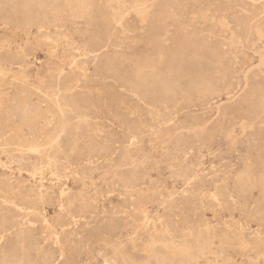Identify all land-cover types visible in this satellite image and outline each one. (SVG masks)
Wrapping results in <instances>:
<instances>
[{
    "label": "rangeland",
    "instance_id": "rangeland-1",
    "mask_svg": "<svg viewBox=\"0 0 264 264\" xmlns=\"http://www.w3.org/2000/svg\"><path fill=\"white\" fill-rule=\"evenodd\" d=\"M262 60L264 0H0V264H264Z\"/></svg>",
    "mask_w": 264,
    "mask_h": 264
},
{
    "label": "bare ground",
    "instance_id": "bare-ground-1",
    "mask_svg": "<svg viewBox=\"0 0 264 264\" xmlns=\"http://www.w3.org/2000/svg\"><path fill=\"white\" fill-rule=\"evenodd\" d=\"M76 1V0H75ZM107 1V0H106ZM112 1V0H111ZM114 2H116V3H118L119 2V0H113ZM253 3V2H252ZM115 5V4H114ZM123 8V7H122ZM85 9V8H84ZM121 9V8H120ZM125 9V8H124ZM129 9H131V8H129ZM151 10H152V6L150 7V8H148V9H145V10H138V14L141 16V17H143V18H145V17H147V16H149V14H151ZM116 11V10H115ZM119 11V10H118ZM83 13V12H82ZM134 13V12H133ZM80 14V13H79ZM79 16V15H78ZM84 16V15H83ZM123 18V17H122ZM260 18V17H259ZM30 20V19H29ZM23 22V21H22ZM27 23V22H26ZM38 30V29H37ZM256 31V30H255ZM259 33V32H258ZM256 36V35H255ZM261 37V36H260ZM235 39V38H234ZM263 42V41H262ZM229 44V43H228ZM255 46V45H254ZM262 47V46H261ZM247 49V48H246ZM204 50H206L205 48H204ZM203 52V51H202ZM205 52V51H204ZM207 52V51H206ZM205 52V53H206ZM214 53V52H213ZM227 53H229V52H227ZM257 53V52H256ZM253 54H254V52H253ZM206 56H207V54H206ZM237 57V56H236ZM217 59V58H216ZM221 59V58H220ZM258 59V58H257ZM263 61V60H262ZM261 62V61H260ZM264 62V61H263ZM181 64V63H180ZM209 64V63H208ZM220 65V64H219ZM243 66V65H242ZM107 67H108V65H107ZM142 67V66H141ZM148 67V66H147ZM143 68H145V67H143ZM209 68V67H208ZM138 69V68H137ZM194 69V68H193ZM142 70V69H141ZM140 70V71H141ZM152 70V69H151ZM248 71V70H247ZM254 71V70H253ZM150 72H152V71H150ZM209 72V71H208ZM68 73V72H67ZM144 73V72H143ZM171 73V72H170ZM198 73V72H197ZM61 74H62V71H61ZM5 75V74H4ZM144 75V74H143ZM181 75V74H180ZM193 75V74H192ZM198 75V74H197ZM82 76H84V75H82ZM136 76H137V78L138 79H141L140 78V76H141V74L139 73V75L138 74H136ZM171 76V75H170ZM186 76V75H185ZM218 76V75H217ZM144 77V76H143ZM142 77V78H143ZM64 78V77H63ZM261 78V77H260ZM154 79V78H153ZM8 80V79H7ZM11 80V79H10ZM14 80V79H13ZM12 80V81H13ZM67 80V79H66ZM146 80H149V79H146ZM147 82V81H146ZM150 82V81H149ZM133 83V82H132ZM246 83V82H245ZM14 84V83H13ZM19 84V83H18ZM68 84V83H67ZM71 84V83H70ZM145 84V83H144ZM188 84V83H187ZM194 84H195V86H197V88L198 87H203V88H205V89H209L210 87H211V83H210V81L208 80V79H203V80H201V81H198V80H196V81H194ZM64 85V84H63ZM149 85V84H148ZM245 85V84H244ZM17 86V85H16ZM20 86V85H19ZM68 86V85H67ZM190 86V85H189ZM261 86V85H260ZM3 87V86H2ZM64 87V86H63ZM170 87H171V85L170 84H165L164 86H163V89H164V91H169V89H170ZM175 87V86H174ZM188 87V86H187ZM186 87V88H187ZM36 88V87H35ZM185 88V89H186ZM235 88V87H234ZM29 89V88H28ZM213 89V88H212ZM25 90V89H24ZM66 90H67V88H66ZM204 90V89H203ZM242 90V89H241ZM256 90V89H255ZM2 91V90H1ZM18 92V91H17ZM70 92V91H69ZM203 92V91H202ZM207 92V91H206ZM26 93V92H25ZM34 93V92H33ZM16 94H19V93H16ZM21 94V93H20ZM24 94V93H23ZM54 94V93H53ZM57 94V93H56ZM179 94V93H178ZM188 94V93H187ZM202 94H204V93H202ZM207 94V93H206ZM205 94V95H206ZM241 94V93H240ZM31 96V95H30ZM43 97V96H42ZM57 97V96H56ZM63 97H65V96H63ZM135 97V96H134ZM17 98V100H18V97H16ZM23 98V97H22ZM44 98V97H43ZM256 98V97H255ZM30 99V98H29ZM28 98H27V100H29ZM42 99V98H41ZM227 99V98H226ZM46 100V99H45ZM52 100V99H51ZM261 100V99H260ZM10 101H12L11 99H10ZM44 101V100H43ZM50 101V100H49ZM18 102H19V100H18ZM24 102V101H23ZM55 102V101H54ZM54 102L52 103L53 105H54ZM1 103V102H0ZM20 103V102H19ZM43 103V102H42ZM13 104V103H12ZM3 105V104H2ZM256 105V104H255ZM232 106V105H231ZM250 108V107H249ZM17 109V108H16ZM52 110V109H51ZM57 110V109H56ZM129 110V109H128ZM261 110V109H260ZM9 111V110H8ZM38 111V110H37ZM55 111V110H54ZM133 111V110H132ZM25 112V111H24ZM48 112V111H47ZM50 112V111H49ZM56 112V111H55ZM237 112V111H236ZM8 113V112H7ZM38 113V112H37ZM216 113H217V111H216ZM45 114H46V111H45ZM48 115V114H47ZM28 116V115H27ZM55 116V115H54ZM60 116V115H59ZM233 116V115H232ZM250 116V115H249ZM46 117V116H45ZM49 117V116H48ZM62 117V116H61ZM34 119V118H33ZM48 119V118H47ZM56 120H58L57 118H56ZM139 120V119H138ZM221 120V119H220ZM250 120V119H249ZM50 121V120H49ZM48 121V122H49ZM246 121V120H245ZM244 121V122H245ZM38 122V121H37ZM61 122V121H60ZM248 122V121H247ZM252 122V121H251ZM32 123V122H31ZM55 123H56V121H55ZM55 123H53V124H55ZM139 123V122H138ZM28 124V123H27ZM36 124V123H35ZM50 124H52V123H50ZM144 124V123H143ZM41 125V124H40ZM231 125V124H230ZM242 125V124H241ZM258 125V124H257ZM53 126H55V125H53ZM63 126L64 125H62V127H61V129H63ZM75 127V126H74ZM146 127V126H145ZM38 128V127H37ZM36 128V129H37ZM253 128V127H252ZM76 129V128H75ZM182 130V129H181ZM252 130V129H251ZM39 131H42V130H39ZM58 131V130H57ZM45 132H46V129H45ZM55 132V131H54ZM64 132V131H63ZM71 132V131H70ZM79 132V131H78ZM41 133H43V132H41ZM150 133V132H149ZM3 134V133H2ZM12 134V133H11ZM11 134H10V136H11ZM70 134V133H69ZM76 134H78V133H76ZM39 135V134H38ZM51 135V134H50ZM50 135H48V136H50ZM71 135V134H70ZM8 136V135H7ZM14 137V136H13ZM13 137H12V139H13ZM137 137V136H136ZM215 138V137H214ZM4 139V138H3ZM43 140V139H42ZM154 140V139H153ZM152 140V141H153ZM39 141V140H38ZM263 141V140H262ZM9 142V141H8ZM45 142V141H44ZM1 143V142H0ZM3 143V142H2ZM9 144V143H8ZM11 144V143H10ZM204 145V144H203ZM4 146V145H3ZM2 146V147H3ZM6 146H7V144H6ZM74 146V145H73ZM148 147V146H147ZM128 148V147H127ZM132 148V147H131ZM3 149V148H2ZM212 149V148H211ZM259 149V148H258ZM263 150V149H262ZM189 151V150H188ZM212 154V153H211ZM189 155V154H188ZM196 156V155H195ZM216 156V155H215ZM176 157V156H175ZM210 157V156H209ZM264 157V156H263ZM160 159V158H159ZM184 159V158H183ZM256 159V158H255ZM257 160V159H256ZM260 160V159H259ZM172 162V161H171ZM247 162V161H246ZM153 165V164H152ZM131 167V166H130ZM164 169V168H163ZM150 170V169H149ZM194 173V172H193ZM177 181V180H176ZM198 181V180H197ZM5 184V183H4ZM3 184V185H4ZM220 184V183H219ZM218 184V185H219ZM9 186V185H8ZM129 187H130V185H129ZM250 187H251V185H250ZM134 188V187H133ZM3 189V188H2ZM11 189V188H10ZM113 190V189H112ZM112 196V195H111ZM227 197V196H226ZM168 198V197H167ZM223 198V197H222ZM251 201V200H250ZM4 204H6V203H4ZM193 205V204H192ZM5 206V205H4ZM228 207H229V205H228ZM131 208V207H130ZM129 208V209H130ZM183 208V207H182ZM257 208V207H256ZM211 209V208H210ZM207 211V210H206ZM222 211V210H221ZM227 211V210H226ZM217 212V211H216ZM227 215V214H226ZM241 216V215H240ZM192 219H193V217H192ZM82 220V219H81ZM228 226V225H227ZM239 226V225H238ZM43 227V226H42ZM224 227V226H223ZM136 232V231H135ZM2 233V232H1ZM1 237V236H0ZM129 237V236H128ZM210 240V239H209ZM225 240V239H224ZM102 241V240H101ZM101 241H99V242H101ZM211 241V240H210ZM104 242V241H103ZM78 243V245H77V247L79 246V243L80 242H77ZM102 243V242H101ZM101 243H100V245H101ZM119 243V242H118ZM209 243V242H208ZM97 244H99V243H97ZM104 245H105V243H103ZM94 245V244H93ZM96 245V244H95ZM103 245V246H104ZM112 245V244H111ZM204 245V244H203ZM114 246V245H113ZM113 246L112 247H110V245L108 246L109 248H113ZM264 246V245H263ZM76 247V248H77ZM82 247V246H81ZM92 247V246H91ZM115 247L116 248H114L115 249V264H120V263H122V264H174V262H173V260H172V255L170 254L171 252L170 251H168L167 249H165V248H161V247H155V248H153L152 250H151V254H150V256L149 257H146V258H144V259H141V260H138V259H136V258H134L132 255H130L129 253H128V251H127V249H126V247L123 245V244H119L118 246L117 245H115ZM105 248H106V246H105ZM204 248V247H203ZM93 249V248H92ZM219 249V248H218ZM78 250V249H77ZM77 250H76V252H77ZM111 250V249H110ZM71 251V250H70ZM72 251H73V249H72ZM88 251H89V249H88ZM112 251H114V250H112ZM200 252H202V251H200ZM257 252H258V250H257ZM15 253V252H14ZM80 253V252H79ZM83 253V252H82ZM88 253V252H87ZM113 253V252H112ZM199 253V252H198ZM197 253V254H198ZM221 253V252H220ZM184 254V253H183ZM60 255H61V253H60ZM81 255V254H80ZM103 255H105V254H103ZM223 255V254H222ZM233 255V254H232ZM231 255V256H232ZM70 256V255H69ZM68 256V257H69ZM72 256V255H71ZM75 256V255H74ZM97 256V255H96ZM95 256V258H97ZM65 257V256H64ZM100 257V256H99ZM106 257V255L103 257V258H105ZM210 257V256H209ZM218 257V256H217ZM107 258V257H106ZM192 258V257H191ZM58 259H59V257H58ZM61 259H62V257H61ZM73 259V258H72ZM94 259V258H93ZM100 259V258H99ZM113 259V258H112ZM113 259V260H114ZM224 259V258H223ZM26 260V259H25ZM74 260V259H73ZM81 260V259H80ZM98 260V259H97ZM102 260H104V259H102ZM194 260V259H193ZM57 261V260H56ZM64 261H66L65 259H64ZM63 261V262H64ZM72 261V260H71ZM108 261V260H107ZM117 261H119L118 263H117ZM246 261V260H245ZM58 262V261H57ZM63 262H61V263H63ZM77 262V261H76ZM96 262H98V261H96ZM215 262V261H214ZM221 262V261H220ZM73 263V262H72ZM74 263H75V261H74ZM105 263L106 264H112V263H114V262H111V263H109V262H106L105 261ZM249 263V262H248ZM55 264V263H54ZM58 264V263H57ZM100 264H101V262H100Z\"/></svg>",
    "mask_w": 264,
    "mask_h": 264
}]
</instances>
